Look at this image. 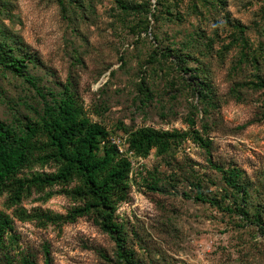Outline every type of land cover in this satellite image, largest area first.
<instances>
[{
	"label": "rangeland",
	"instance_id": "obj_1",
	"mask_svg": "<svg viewBox=\"0 0 264 264\" xmlns=\"http://www.w3.org/2000/svg\"><path fill=\"white\" fill-rule=\"evenodd\" d=\"M63 2L61 8L57 0H0V36L23 45L26 72L44 93L70 82L86 116L121 149L122 126L187 130L189 117L209 141L128 155L130 188L116 218L130 264H264V235L256 226L194 199L199 192L234 207L244 190V209L264 223V88L254 85L256 75L264 78V0ZM241 47L255 61L239 63ZM41 104L26 81L0 68V121L31 115L29 106ZM233 167L239 191L224 181ZM46 190L49 197L33 192L21 205L55 213L71 207L59 187ZM0 210L12 213L2 198ZM11 217L19 236L12 253L30 252L36 264H47L44 245L48 264H125L91 216L61 226Z\"/></svg>",
	"mask_w": 264,
	"mask_h": 264
},
{
	"label": "trees",
	"instance_id": "obj_2",
	"mask_svg": "<svg viewBox=\"0 0 264 264\" xmlns=\"http://www.w3.org/2000/svg\"><path fill=\"white\" fill-rule=\"evenodd\" d=\"M57 2L64 7L63 0ZM22 49L23 45L15 38L0 36V68L26 81L42 104L39 110L29 106L33 110L31 115L17 113L10 122L0 121V199H3V206L12 209L11 215L17 220L34 221L40 226H61L91 216L101 231L114 240L118 262L130 264L132 251L125 246L124 227L116 218V209L127 199L130 188L132 166L128 155L146 157L152 149L164 154L187 139L201 146H207L209 141L194 129V119L189 117L187 130L122 126L126 136L125 148L120 151L118 144L111 141L109 130L86 116L81 99L70 82L63 83L59 91L47 94L37 86L36 78L26 72L29 58L25 60ZM238 59L239 63L245 59L255 61L244 47L240 48ZM254 85L264 88V78L256 75ZM231 92L239 99L237 86H233ZM206 93L207 90L199 87L201 98H206ZM45 166L53 170H35ZM238 175V169L233 167L223 177L228 186L239 191L243 187L237 181ZM53 187H59L72 202L65 213L40 208L27 210L21 205L33 192L49 197L51 192L46 189ZM242 194L244 197L246 191ZM243 197L234 207L221 205L217 199L205 198L199 192L194 199L209 202L222 211H236L245 223L256 226L264 235V223L257 214L253 218L249 216L242 205ZM11 215L0 210V264H36L35 255L30 252L12 253L19 236L13 230ZM43 254L48 264L46 245Z\"/></svg>",
	"mask_w": 264,
	"mask_h": 264
},
{
	"label": "built area",
	"instance_id": "obj_3",
	"mask_svg": "<svg viewBox=\"0 0 264 264\" xmlns=\"http://www.w3.org/2000/svg\"><path fill=\"white\" fill-rule=\"evenodd\" d=\"M119 150L122 151L123 149H121L119 146H118Z\"/></svg>",
	"mask_w": 264,
	"mask_h": 264
}]
</instances>
